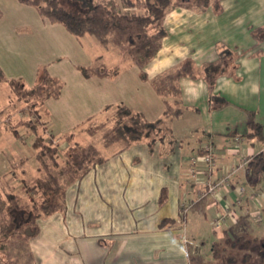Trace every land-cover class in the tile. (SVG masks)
Returning <instances> with one entry per match:
<instances>
[{
    "label": "crops",
    "instance_id": "0c3cea01",
    "mask_svg": "<svg viewBox=\"0 0 264 264\" xmlns=\"http://www.w3.org/2000/svg\"><path fill=\"white\" fill-rule=\"evenodd\" d=\"M225 2L220 3V10L211 3L205 10L172 8L164 19L166 35L161 49L145 69L146 80L140 68L131 64L116 79L85 78L76 67L91 66L92 60L80 53L78 38L61 24L43 22L44 27L55 28L80 51H75L78 53L69 75L71 82H65L60 96L46 100L44 106L45 122L59 129L57 135L49 132L59 146L64 142L72 144L65 138L75 130L76 122L68 120L70 116L87 119L93 113L85 103L75 102L79 91L94 89L96 98L89 106L107 110L125 105L154 122L163 116L166 105L152 82L175 72L188 59L200 76L180 79L184 112L171 121L170 136L158 141L152 151L141 142L104 156V164L67 188L65 213L39 221L40 233L32 240L39 264H192L187 237L193 239L195 235L188 226V208L205 201L203 217L213 221L218 209L226 208L225 203L236 198L238 186L255 198L244 200L240 206H229L233 210L226 219L242 222L257 207L263 197V179L251 185L247 165H242L264 152V143L246 138L251 113L264 129V40L254 35L257 29L264 28V0ZM2 28L0 37H5ZM106 48L108 52H118L114 46ZM223 51L231 52L234 60L226 69L213 67L219 75L211 91L204 69L216 64ZM52 76L60 77V72ZM6 93L9 99L10 91ZM212 93L225 101L222 106L214 108L210 104ZM9 104L0 105V110ZM5 134L3 141L4 134L0 132V178L9 181L12 157L21 150L20 145L31 148L28 158L35 156V150L33 139L25 140L20 133L22 142L10 130ZM206 143L214 147L213 171L207 172L200 164L192 173L190 160ZM230 173L227 188L219 193L207 192V184ZM164 190L167 200L161 204Z\"/></svg>",
    "mask_w": 264,
    "mask_h": 264
},
{
    "label": "trees",
    "instance_id": "16d2710c",
    "mask_svg": "<svg viewBox=\"0 0 264 264\" xmlns=\"http://www.w3.org/2000/svg\"><path fill=\"white\" fill-rule=\"evenodd\" d=\"M17 1L23 6L35 9L43 19L53 24H61L77 38L91 36L104 47L113 45L119 48L126 61L140 68L144 80L147 79L145 69L157 56L166 35L164 19L167 13L174 7L205 10L210 5V0H122L121 5L116 0ZM213 5L216 10L221 9L219 0L213 2ZM1 17L0 11V19ZM254 35L264 40V28L257 29ZM233 60L234 55L231 52L223 51L216 64L205 67L204 78L211 91L219 75L217 70L221 66L228 68ZM76 69L85 78L116 79L122 72L120 67L108 68L104 65L77 66ZM199 76L200 72L195 64L188 59L175 72L152 82L154 90L164 99L166 105L163 116L154 122L145 120L141 113L134 112L125 105L116 106L114 125L110 132H106L103 136L105 144L111 146L115 143H123L122 149H125L145 142L152 151L158 141H163L171 135V121L184 112L180 99V79ZM0 82L6 83L17 97H29L30 107L39 112L38 108L41 106L44 108V113L46 100L58 98L65 86L61 78L49 75L46 69L40 72L35 85L30 88H27L22 81L7 80L2 74H0ZM224 102L222 98L211 94L210 104L214 108L222 106ZM110 109L111 107H107L106 112ZM254 116L255 114L251 113L246 138L264 143L263 125L257 122ZM99 126L101 125L95 128L89 127L87 130L95 134ZM10 130L15 137L20 136L18 126ZM71 136L73 135H69L70 140ZM32 147L35 150L37 168L35 174H28L30 177L27 175L29 178L25 177L28 172L23 168L24 178L21 181L26 197L16 193L13 190L14 185L7 186L11 189L7 191H2L0 186V255L7 253L9 247L16 241L26 243L37 237L40 233L41 219L66 210V187L70 183L81 181L96 166L104 164L107 160L94 145L69 144L64 149L66 151L64 157L59 144L50 145L42 136L35 137ZM27 160L28 158H22L20 163L24 165ZM247 171L253 186L264 178V152L250 159ZM166 200L167 192L164 190L160 203L164 204ZM243 241L246 242L240 237L233 242V245L244 248ZM257 246L264 260V242ZM231 262H234V259H231Z\"/></svg>",
    "mask_w": 264,
    "mask_h": 264
},
{
    "label": "rangeland",
    "instance_id": "374dc122",
    "mask_svg": "<svg viewBox=\"0 0 264 264\" xmlns=\"http://www.w3.org/2000/svg\"><path fill=\"white\" fill-rule=\"evenodd\" d=\"M96 1L107 2L109 0ZM116 1L120 5L122 4V0ZM215 1L210 0V3L213 4ZM219 1L220 3H226V0ZM0 11L2 13L0 26H3L2 30L5 34V37H0V73H3V76L7 80L22 81L27 88H30L35 85L40 72L46 69L49 75L52 76V74L60 72L59 78L64 82H71L69 75L71 69L75 67L74 62L77 60L75 55L80 51L85 58L92 60L91 65L93 66L104 65L108 68L120 67L122 71H126L128 70L127 67L130 66L129 64H131L130 61L125 60L124 54L119 48L116 47L118 51L116 54L111 51L108 52L106 47L99 44L91 36H86L82 39L78 38L77 43L81 49L78 51L55 28H50V30L48 27H44L43 22L47 20L43 19L35 9L23 6L17 0H0ZM136 12L142 11L136 10ZM34 19H38L41 22L38 21L36 23ZM39 22L41 23L40 25ZM46 23L49 22L47 21ZM48 25L51 26V24ZM110 47L113 48L110 45L108 49ZM0 84H3V88L0 90V105L6 104L7 102L10 103L8 106L3 105L7 107L4 111L0 112V132L4 134L3 141L6 137L5 132L18 126V132L25 135V140L30 141L33 139L32 141H34L36 136H42L48 144L56 145V142L52 141L49 132L57 135L56 131L59 129L55 130L50 122H45L44 108L39 106V112H36L29 105L31 103L28 101L29 97H17L11 92L7 84L3 82ZM7 91H10L8 94L9 99L7 98ZM93 94L94 89L91 88L77 93L76 99H74L75 102L79 104L85 103L93 113L87 119H84L82 116H70L68 120L76 122L73 125L75 126V130H71L72 134L67 133L65 138L66 140H70L69 135H73L70 140L72 142L71 145H94L101 151L103 156H109L123 148V143H115L107 146L103 139L104 134L110 132L114 125V112L116 107L106 112V107L101 109L94 105L89 106L88 104L94 101L93 98H96ZM102 98L106 100V95L102 96ZM87 115L86 113L85 116ZM81 119H84V121ZM76 120L83 122L78 123ZM98 125L101 126L96 128L97 131L95 134L87 130L89 127L95 128ZM21 134L18 138L24 142ZM68 146L69 144L67 142L61 144L62 157H64L63 155L66 152L64 149ZM20 147L21 150L12 157L13 174L10 175L12 176V180L6 181L4 178H0V186L2 191H7L11 190L7 186L14 185L13 190L25 198L26 195L21 181L24 178L22 171L25 168L28 172L25 177L29 178V175L36 173L37 162L35 156L28 158L32 151L31 148L27 147L25 149L26 146L21 145ZM22 158H28L24 165L20 163ZM64 182L67 183L66 180ZM76 183L78 182L70 183L69 185L67 183L68 186L66 189ZM261 183L264 185V178ZM262 192L263 197L257 201V207H253L254 211H252V214L249 212V217L242 220V222H237V220L229 222L226 219L225 224L220 230L214 229V220L211 221L209 218L204 219L201 209L205 201L198 202L196 205L188 208V215L186 214V218L189 221L188 226L190 230L193 229L192 232L195 235L193 239L187 237L192 264H264L261 252L257 246L264 242V190ZM191 204H193V201ZM226 205L227 203L224 206ZM197 209L199 210L196 211ZM224 209H218L216 217L218 214L224 213ZM65 211L61 213L64 214ZM195 212V218H193ZM235 212L238 211L235 209ZM240 237L246 241H243L244 248L233 245V242ZM32 240L26 243L23 241L14 242L9 247L7 253L0 255V264H39L35 253L37 251L35 250V246H33ZM231 259H234V262H231Z\"/></svg>",
    "mask_w": 264,
    "mask_h": 264
},
{
    "label": "built area",
    "instance_id": "2783aa9c",
    "mask_svg": "<svg viewBox=\"0 0 264 264\" xmlns=\"http://www.w3.org/2000/svg\"><path fill=\"white\" fill-rule=\"evenodd\" d=\"M203 154H199L196 157L190 160L191 172L195 173L196 169L200 164L205 165L207 172L213 171L214 161H215V154H214V147L211 143H206L202 147ZM249 161H245L242 166L248 164ZM241 167V166H240ZM237 171V170H236ZM234 173V172H232ZM231 173L227 176L219 178L216 182L207 184V192L208 193H219L221 189L227 188V184L231 179ZM236 198L231 202L227 203L226 208L224 209V213L218 214L217 217L214 219V229L220 230L222 226L226 222V217L230 215L231 211L229 206H240L243 204L244 200L250 198L247 191L242 186H238L235 189ZM255 198L252 196L250 199ZM187 211V210H186Z\"/></svg>",
    "mask_w": 264,
    "mask_h": 264
}]
</instances>
